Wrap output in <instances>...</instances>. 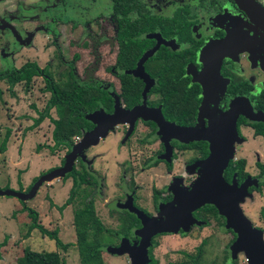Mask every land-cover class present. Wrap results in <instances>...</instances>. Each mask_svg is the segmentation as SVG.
I'll list each match as a JSON object with an SVG mask.
<instances>
[{
	"label": "flooded vegetation",
	"instance_id": "obj_1",
	"mask_svg": "<svg viewBox=\"0 0 264 264\" xmlns=\"http://www.w3.org/2000/svg\"><path fill=\"white\" fill-rule=\"evenodd\" d=\"M1 1L2 0H0V2ZM250 1L258 8V13L264 16V0ZM108 2L110 4V10L107 17L113 28L112 40L115 50L108 70L111 77V84L108 89L98 86L99 89L106 91L109 96V110L107 111L103 107H100L98 110L101 109L104 113H112L119 109L128 110L134 106L144 104L148 109H158L162 118L167 123L181 128H197L201 135H203V132H205V129L209 127L211 122L216 123L224 120L225 116L228 117V114L233 112L236 136L229 137L226 131L221 141L224 143L231 142L232 150L238 155L235 159H229L228 163L243 162V172L245 176L239 178L237 172L233 170L229 180H226V182L230 183L234 178L237 185L242 184L244 181L249 183L247 185L253 184V180L248 177L249 174L245 170L248 157L247 154H251V159H253L251 160L252 165L257 171L256 175L262 176L264 180V174L260 169L264 167V130H259L257 128V124H264V121L253 120L251 118L258 114L264 116V25L252 19L251 15L243 10L234 0H173V8L171 11L168 10L167 13H163V11L169 8L168 5L170 4L168 0H124L126 5L125 8L132 6L136 8L133 10L132 14L129 15V13H127V17H121L120 15V9L118 8L119 0H108ZM192 2H194V5H190ZM138 11L140 14H138ZM145 13L149 16H140ZM120 22L130 23V25L127 26L128 34L125 38L126 45L130 49H126V52L128 54L131 53V48L133 46L141 48L140 54L134 60L132 66L130 63H122L118 59L120 50L123 46L118 37L121 27ZM144 55L146 57L142 59ZM31 62L37 64L34 61H25L18 67L14 66L5 70H17L25 63ZM40 69H46L53 79V76L47 68ZM140 69L142 75L137 73ZM68 73L71 74L70 77H68ZM34 77L37 76L31 77V79ZM38 77L43 81L42 74ZM66 81L78 84L72 69L66 71V77L63 80H54L57 84ZM20 82L23 85L29 84V82L24 84L22 81L17 83ZM17 83L12 85V87H9L7 83V88L9 87L12 89L10 91L11 95ZM82 84L92 83L84 82ZM146 84H148V89L145 96L142 97V91ZM43 91L47 92L45 90ZM130 91L132 93L134 92L135 95L138 94V100L132 104H127L125 99ZM27 92L30 93V89ZM47 93L49 94V92ZM36 117L37 116H28L27 119L31 122L30 124L23 125L22 129L25 131L28 130L29 132L36 129L43 121L42 120L35 127H30L33 119ZM249 118H251L252 121ZM98 120L99 118L96 119V122H98ZM6 121H10V119L6 118ZM8 127L11 126L8 125ZM243 130H245V133L242 132ZM166 131L167 129L165 127L160 130L151 117L145 119L139 117L133 121L132 119H127L123 122L119 121L113 124L112 127L108 129L106 135L100 137L98 140L99 142L106 136L112 135V139L115 140V143L112 147L111 156L115 158V155L121 152L123 153V150L125 153H132V144L126 145V143L127 139L136 135L138 137L136 144L138 143L141 145L144 151L151 150V153L154 154V157L151 154L142 157L141 154L139 158L140 166L138 169H135L133 166H125L126 168H123L122 172L120 170L117 171L118 175H121V173L122 175H128V181L131 182V185L133 184L130 190L128 186H124L126 188L121 192L122 198L113 202L115 208L123 207L124 205L127 208L119 209L126 210L124 213V215L128 217V229H126L131 233L130 237L128 236V241L131 244L135 241L138 245L139 237L136 231L141 228L140 219L133 211V208L140 210L148 218H153V215L157 214V212H159L158 210H161L163 214L162 220H170L171 215H168L166 206H162V209L160 207L162 203L166 202L169 205L172 200H174L172 189H175V187L180 188L177 184L179 182H168L169 184H161V186H158L156 182L153 183L152 180H150L151 176L148 178V173L144 177L135 175L149 168H157L158 164H163V166H165V172L171 173L173 171L171 170V164L165 163V161L160 158H166L168 156V158L171 157L174 161L181 159L180 157L183 156L182 169L184 172L182 175L179 174V176L189 179L190 175L188 172H195L198 170V164L208 156L210 151V144L205 139L189 140L187 138L183 139L185 138L184 136L180 139L173 137L170 131H167L168 133ZM84 132L85 131L77 137V141L80 140ZM6 134L8 138V128L4 131V136ZM27 136L28 135H24L23 138L19 140L21 148H23V143L25 139H27ZM6 142L8 143L9 141L6 140ZM6 142L4 151L7 147ZM74 143L76 142L73 141V144ZM97 143L90 145L77 154L71 168V170H81V167H84L85 171L88 173V176H86L89 180L88 182H91L93 186L98 184V186L95 187L96 191L101 185V178L99 177V171H97L98 168H95L96 165L94 166V163L98 158H103L106 152L90 153L87 151ZM72 146L68 149L64 148L66 152L65 156L60 159L56 166L49 168L45 172L62 166ZM50 147L51 146L48 147L49 151L54 150ZM56 149H61V147ZM88 153L91 154L89 157ZM21 154L23 155L22 150ZM150 157H152V159H150ZM116 162L117 159H115L113 163L117 165ZM118 163L121 166L124 160ZM146 164H149V166L145 169L144 166ZM90 165H93V168L87 169V166L89 167ZM45 172L32 176L31 181L27 184L24 182V184H26L25 186L22 183V179L18 178L15 180L17 184L15 189L12 187L10 188L7 183H4V186L0 187V189L10 188L18 192H27L35 180ZM68 173L62 177H57L64 180L70 179L67 197L62 203L64 206L72 204V201L78 196L74 197L69 203H66L69 190L73 183L72 177L67 176ZM105 173L109 177L106 170ZM147 178L152 182L150 185L151 189L148 190V192L144 190L143 193L140 191L144 189L140 187V185H142L140 182L146 180L145 183H147ZM175 180H177V178ZM259 184H264V181H261ZM165 185H168L169 188L172 187L169 194L160 191L168 188V186ZM258 188L259 187L256 186H247V192L250 194L258 190ZM96 191L94 192L96 193ZM142 195L144 196L141 198ZM33 196L31 198H33ZM128 196L129 199H131L127 204H123L122 201H126ZM31 198L25 200L27 201ZM91 199L92 201L94 200L92 197ZM17 200L20 204L25 201ZM147 201H149L148 204ZM49 202L53 207H56L57 211H62L63 207L59 209L62 205L55 206L51 200ZM21 205L23 206L21 209L26 211L28 219L29 210L35 212L36 216L38 215V212L32 207H28L24 204ZM164 207L165 210L163 209ZM203 207L204 205L190 213L187 224H184L186 221L178 218L171 219L172 225L169 226L174 227L176 224L179 225H177L175 231L158 232L150 235L149 245L147 247L148 263L152 260L159 264L158 260L154 258L151 248L155 241H160L161 237L167 235H185L187 231L190 233L189 230H192L190 227L191 225H194L198 221L206 222L205 219L207 216H202L200 213H210L204 210ZM241 211L243 212L242 209ZM216 214L221 218L223 231H225V234L228 235L229 238L227 242H215L217 247L223 248V252H212L210 257L207 256L208 251H202L201 249H208L209 243L206 242V240H201L199 245L202 244L203 246L198 248L196 245L197 252H195L194 256L189 257V262L187 261L179 264H236V260L234 259L235 252H231L230 250L236 234L232 228L225 225L226 218L219 215L217 211ZM210 215L213 216L212 214ZM261 218L264 221L263 213L261 214ZM248 219L252 222V224H250L252 227L260 230L262 242H264V227L262 229L253 223L252 218L248 217ZM36 224L42 226L38 221V216L36 217ZM44 229L48 232L54 231H49L46 228ZM32 230L40 234L37 228ZM32 230L30 232H32ZM43 236L50 239L47 235ZM215 244H211V248L216 250L217 247ZM244 259L245 264H247L246 253Z\"/></svg>",
	"mask_w": 264,
	"mask_h": 264
},
{
	"label": "rangeland",
	"instance_id": "obj_2",
	"mask_svg": "<svg viewBox=\"0 0 264 264\" xmlns=\"http://www.w3.org/2000/svg\"><path fill=\"white\" fill-rule=\"evenodd\" d=\"M169 4V8H166L167 10L163 13L172 10L173 0ZM190 5H194V2ZM109 6L108 0H2L0 2V71L14 66L18 67L25 61H34L39 68H47L56 81L63 80L66 77V71L72 69L78 84L90 82L93 85L108 89L111 84L108 70L115 50L112 40L113 28L107 17L110 10ZM140 71L141 69L137 73L142 75ZM43 85L42 79L37 76L32 78L28 85H23L21 82L17 83L11 95L12 89L7 88V83L0 80V143L3 140L4 131L7 128L9 130L7 138L9 142H6V150L0 153V187L7 183L10 188L15 189L17 187L15 180L18 178L23 179L27 184L31 181L32 176L56 166L66 154L64 148L56 149L52 145L50 139L52 124L47 118L43 119L38 127L31 132L22 129L23 125L31 122L27 117L37 116V113L46 105L49 94L43 91ZM29 89L30 93L27 92ZM147 89L148 84L142 91V97L145 96ZM49 114L52 118L56 117L53 109L49 111ZM95 115L93 116L94 120L100 115V111L96 112ZM6 118H9L10 121H6ZM249 119L252 121L251 118ZM242 132L245 133V130ZM24 135L28 136L23 143V148H21L19 140ZM137 140L136 135L127 139L126 145L132 144L133 146L132 153H125L123 150L124 154L121 152L122 155H115V158L111 156L112 147L115 143L112 135L106 136L92 146L87 152H106L103 158H98L94 163L100 174L101 185L97 191L95 187L98 184L85 187L72 201V204L63 206L62 211H57L56 207H53L49 201L51 200L55 206L62 205L67 197L69 178L66 180L54 178L42 182L33 198L21 203L36 210L41 225L49 231L55 230L60 241L69 244L65 251L57 248L53 240L40 235L35 230H32L29 236L25 238L24 235L29 223L26 211L21 209L23 206L16 198L0 196V264H17V259L25 246L35 251H56L63 259L64 264H79L74 246L75 235L72 214L73 210L86 200L83 197L84 194H92L95 215L105 229L101 234L99 246L103 263L131 264L129 253H116V249L122 242H127L128 245L134 247L137 246L135 241L132 244L128 241V236L131 235L130 231L127 230L128 217L124 215L126 210L119 209L127 208L125 205L115 208L113 202L122 198L121 192L126 188L124 186H128L129 190L133 186L127 179L128 175H122V173L118 175L117 171L122 172V169L126 168L125 166H133L138 169L141 154L142 157L154 155L151 150L144 151L141 145L136 144ZM73 141L77 142V139L73 138ZM49 146L54 150L49 151ZM37 147L38 149H36ZM90 153H88V157L91 155ZM237 155L232 150L230 159H235ZM247 155L245 170L249 174L248 177L255 181L249 186L259 188L244 195L238 202V207L240 205L243 212L253 219V223L263 229L264 221L261 214H264V184L259 183L264 180L262 176L256 175L257 171L252 165L251 154ZM180 158L174 161L168 156L160 158L165 163L171 164V170H173L171 173L165 172L163 164H158L157 168L143 170L135 176L144 177L148 173V178L151 176L150 180L153 183L156 182L158 186L168 182H179L177 183L179 187L188 188L198 177V170L188 172L189 179L180 177L179 174L182 175L184 172L182 169L184 157L181 156ZM115 159H117V165L113 163ZM121 160H124V163L120 166L118 162ZM149 164L144 166L145 169ZM92 168L93 165L87 166V169ZM23 173L26 174L22 178ZM176 178L178 181L175 180ZM150 180L148 179L147 183H145L146 180L140 182L142 184L140 187L144 188L140 191L144 193V190L148 192L151 189L152 182ZM171 189L172 187L169 188L168 186V188L160 191L169 194ZM130 199L128 196L126 201H122L123 204H127ZM144 205L146 206L145 203ZM167 205L166 202L162 203L160 208ZM241 209L240 212L244 218L252 224ZM158 211L157 214L153 215L154 221L163 218L161 210ZM200 214L207 216L206 222L198 221L191 225L190 233L187 231L185 235H167L161 237L160 241L154 242L151 246L152 253L159 264L187 262L189 257L194 256L197 252L196 245L198 248L203 246L202 244L199 245L201 240H206L209 243L208 249H201L208 251L207 256L210 257L212 252H223V248L217 247L215 244V242H227L229 240L228 235L223 231L221 218L217 214H212L213 216L210 215L211 213L204 214L201 212ZM123 231L126 235L123 234ZM211 244L216 245V250L211 248ZM234 252L236 264H245L244 250L240 249Z\"/></svg>",
	"mask_w": 264,
	"mask_h": 264
},
{
	"label": "water",
	"instance_id": "obj_3",
	"mask_svg": "<svg viewBox=\"0 0 264 264\" xmlns=\"http://www.w3.org/2000/svg\"><path fill=\"white\" fill-rule=\"evenodd\" d=\"M234 1L243 10L248 12L252 19L264 25V16L258 13V8L250 0ZM145 55L142 59H145ZM99 111L100 115L96 117V119L99 118V120L96 122L93 116ZM233 114V112H230L228 117H224V120L216 123L211 122L209 127L203 132V135H201L197 128H181L167 123L162 118L158 109H148L144 104L134 106L128 110L119 109L112 113H104L102 110H95L86 115V119L93 124V127L85 131L80 140L73 144L62 166L41 174L27 192H18L10 188H5L0 189V196L15 197L19 200L31 198L42 182L62 177L68 173L72 168L73 161L77 154L90 145L97 143L100 137L106 135L108 129L112 127L113 124L119 121L123 122L127 119H132L133 121L139 117L144 119L151 117L160 130L165 127L167 131L172 133L173 137L181 139V137L184 136L185 138L183 139L187 138L189 140L205 139L210 144L208 156L198 164V177L194 180L193 184L188 188L175 187V189H172L174 195L173 204L166 206L168 215H171L170 220L178 218L186 221L184 224H187L190 213L193 210L205 204L212 205L219 215L226 218L225 225L232 228L236 234L230 247L231 252L243 249L246 253L247 264H264V242H262L261 232L250 225L238 207V202L241 198L248 194L247 186L249 185L247 184L249 183L244 181L242 184L237 185L234 178L228 183L223 177V171L230 159L232 148L231 142L224 143L221 139L224 137L226 131L229 137H235L236 135ZM251 118L264 121V116L259 114ZM252 182L254 183L255 181L253 180ZM163 209L165 210V207ZM133 211L141 222V228L136 231L139 237V243L134 247L128 245L127 242H122L116 249V253H129L131 256V264H146L148 262L147 247L149 245L150 235L158 232L175 231L178 224L171 227L169 226L172 225L170 220L154 221L153 218L146 217L143 212L138 209L133 208Z\"/></svg>",
	"mask_w": 264,
	"mask_h": 264
},
{
	"label": "trees",
	"instance_id": "obj_4",
	"mask_svg": "<svg viewBox=\"0 0 264 264\" xmlns=\"http://www.w3.org/2000/svg\"><path fill=\"white\" fill-rule=\"evenodd\" d=\"M124 0H119L118 8L120 9L121 17H127V13L132 14L136 9L134 6L125 8ZM138 14L140 12L138 11ZM140 16H149L147 13ZM130 23L120 22V31L118 37L123 44L119 61L122 63H132L139 56L141 48L133 46L131 53H127L126 49H130L126 45V35L128 34V27ZM43 75L44 88L43 90L49 92L44 108L37 113V117L33 119L30 127L37 126L44 118H48L53 127L51 130V140L56 148H70L73 144V138L81 135L83 131H88L92 128V123L86 119V115L103 107L105 110H109V96L106 91L99 89L98 86L93 84H75L71 81L55 83L50 77V74L46 69H40L37 64L25 63L20 69H9L0 71V80H4L8 83L9 87H12L15 83L22 81L27 84L31 77ZM71 74L68 73V77ZM138 94L131 92L126 97L127 104H132L138 99ZM53 109L56 117L52 118L49 111ZM257 128L264 130V124L258 123ZM7 140V134L4 136L0 143V152L5 149V142ZM38 149V147L36 148ZM81 170L72 169L67 176L72 177V186L69 190L66 203H69L74 197L79 195L83 189L90 186L92 183L88 182L86 178L88 176L84 167ZM264 174V167L260 168ZM236 171L239 178L245 176L243 172V162H229L223 171V177L225 180H229L231 172ZM83 194V193H82ZM84 202L79 207L73 210L72 225L75 235L74 246L76 248L79 264H104L99 252V246L101 242V234L105 230L97 216L95 215L93 208V201L91 199L92 194H84ZM90 198V199H89ZM64 205L59 207L61 209ZM204 210H207L211 214H216V210L212 205H204ZM29 224L27 226L24 237H27L29 232L37 228L40 234L47 235L54 241L57 248L66 250L69 244L62 243L58 237L57 232L46 231L42 226L36 224L35 212L28 211ZM123 234L126 233L123 231ZM2 245V244H1ZM17 264H64L63 259L56 251H35L29 247L22 249L21 255L17 259ZM146 264H157L155 261L147 262Z\"/></svg>",
	"mask_w": 264,
	"mask_h": 264
},
{
	"label": "crops",
	"instance_id": "obj_5",
	"mask_svg": "<svg viewBox=\"0 0 264 264\" xmlns=\"http://www.w3.org/2000/svg\"><path fill=\"white\" fill-rule=\"evenodd\" d=\"M25 174H26V173H23V174H22V178L25 176ZM24 182H25V181L22 179V183H23V184H24ZM25 183H26V182H25Z\"/></svg>",
	"mask_w": 264,
	"mask_h": 264
},
{
	"label": "built area",
	"instance_id": "obj_6",
	"mask_svg": "<svg viewBox=\"0 0 264 264\" xmlns=\"http://www.w3.org/2000/svg\"><path fill=\"white\" fill-rule=\"evenodd\" d=\"M74 138H76V139H77V137H74Z\"/></svg>",
	"mask_w": 264,
	"mask_h": 264
}]
</instances>
